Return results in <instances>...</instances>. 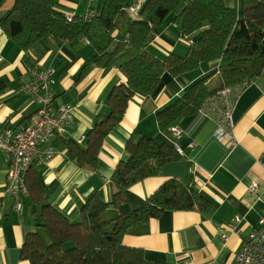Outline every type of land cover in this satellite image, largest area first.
I'll use <instances>...</instances> for the list:
<instances>
[{
  "label": "crops",
  "instance_id": "1",
  "mask_svg": "<svg viewBox=\"0 0 264 264\" xmlns=\"http://www.w3.org/2000/svg\"><path fill=\"white\" fill-rule=\"evenodd\" d=\"M15 0L0 9V129L21 130L34 122L38 104L20 92L27 68L55 70V106L72 105L73 122L64 136L53 140L57 152L48 165L33 163L44 196V205L55 208L71 222L80 220V208L93 194L111 202L116 188L112 176L117 165L129 158L126 143L134 131L157 144L168 143L183 151L184 159L165 166L156 177L132 185L119 207L122 216L139 209L167 180L184 181L193 176L194 184L209 207L202 210L166 211L152 220L146 235H126L122 242L141 249L146 260L166 264H235L244 240L261 228L264 213V72L237 98L232 112L234 127L228 140L217 138L218 120L203 114L184 117L171 131L160 130L156 116L197 80L217 70L218 64H203L197 71L174 77L162 76L155 92L136 96L123 121L106 137L95 171L81 168L68 156L67 141L85 146L88 132L101 114H108L106 100L126 78L116 68L106 67L99 54L84 38L72 41H46L36 49L24 51L8 39L3 20ZM105 0H59L57 9L64 15H99ZM144 3L147 0H142ZM242 16V0H224ZM188 0L180 1L151 44L160 59L171 54L185 56L188 45L175 31L171 18L180 13ZM232 141V140H231ZM11 159L0 153V264H30L21 259V249L29 233L41 223L40 208L28 196L24 213L14 211V198L7 191ZM28 171V172H29ZM253 183L259 189L251 191ZM227 237V240L224 239Z\"/></svg>",
  "mask_w": 264,
  "mask_h": 264
},
{
  "label": "trees",
  "instance_id": "2",
  "mask_svg": "<svg viewBox=\"0 0 264 264\" xmlns=\"http://www.w3.org/2000/svg\"><path fill=\"white\" fill-rule=\"evenodd\" d=\"M7 1L0 0V9ZM58 1L15 0L2 28L5 36L24 51L46 41L84 38L106 67L118 69L126 78V83L115 87L106 100L108 114L98 117L85 146L67 141L68 156L81 168L96 170L106 137L123 121L130 103L136 96L153 94L165 73L178 77L199 70L203 64H218L215 72L197 80L157 114L163 132L184 117L203 114L206 102L225 88L238 91L233 100L236 102L264 72V0H242V16L224 0H188L186 7L171 18L188 52L166 59L156 56L150 46L182 0H105L95 18L74 16L71 21L58 11ZM138 1L141 7L134 17L131 9ZM213 75L219 76L216 88L210 87ZM126 152L128 160L120 162L112 176L116 188L112 201L105 202L93 193L81 206L77 222L44 205L37 175L28 170L24 177L28 196L40 208L41 223L36 232L26 236L22 260L30 264H166L146 260L141 249L123 244L124 236L148 234L151 221L166 211H204L209 203L191 175L184 181H165L139 209L122 216L119 207L132 185L159 176L165 166L184 159L176 146L157 144L137 131L126 143ZM28 196L22 198L23 207Z\"/></svg>",
  "mask_w": 264,
  "mask_h": 264
},
{
  "label": "built area",
  "instance_id": "3",
  "mask_svg": "<svg viewBox=\"0 0 264 264\" xmlns=\"http://www.w3.org/2000/svg\"><path fill=\"white\" fill-rule=\"evenodd\" d=\"M140 7L141 2L138 1L131 9L134 17H137ZM65 16L68 21L74 17V15ZM86 18L93 19L95 14ZM55 83L53 68L42 70L36 65H30L20 92L30 95L39 106L34 122L18 131L0 129V153L11 159L7 190L15 200L14 211L20 216L24 211L22 198L29 195L24 179L25 174L33 163L48 165L54 159L56 152L52 140L66 133V128L73 122V113L77 109L72 105H54L53 86ZM237 94L238 91L225 88L216 98L206 102L202 110L203 114L218 118L217 138L220 141L230 140L231 146L236 143L229 136L234 127L232 112L235 102L233 100ZM170 131L175 137L181 134V130L175 126ZM176 150L179 154H183L178 146ZM262 166L264 168V161H262ZM258 189V184L253 183L251 191L256 192ZM260 224L261 228L253 231L244 240L235 264H264V213ZM224 239L227 240V237L224 236Z\"/></svg>",
  "mask_w": 264,
  "mask_h": 264
},
{
  "label": "rangeland",
  "instance_id": "4",
  "mask_svg": "<svg viewBox=\"0 0 264 264\" xmlns=\"http://www.w3.org/2000/svg\"><path fill=\"white\" fill-rule=\"evenodd\" d=\"M86 40V39H84ZM210 87L211 88H216L219 86V76L218 75H213V77L210 78ZM56 85V83H55ZM53 89H54V86H53ZM55 103V102H54Z\"/></svg>",
  "mask_w": 264,
  "mask_h": 264
}]
</instances>
